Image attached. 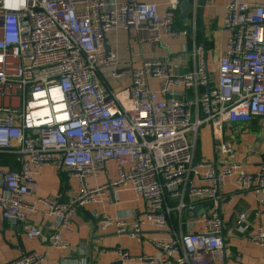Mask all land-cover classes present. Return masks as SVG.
I'll list each match as a JSON object with an SVG mask.
<instances>
[{"label": "built area", "instance_id": "1", "mask_svg": "<svg viewBox=\"0 0 264 264\" xmlns=\"http://www.w3.org/2000/svg\"><path fill=\"white\" fill-rule=\"evenodd\" d=\"M177 6L171 0L159 13L156 3L138 0H0V153L18 164L0 168V212L5 221L21 224L28 238H42L27 218L42 211L55 219L46 226L47 245L67 247L62 231L80 207L106 190L130 189L146 202L143 217L128 223L117 215L101 229L115 223L117 233L136 238L150 225L172 236H149L152 255L132 256L117 246V262L222 264L225 179L235 174L238 189L253 187L264 210V162L254 175L246 172L223 134L226 125L264 118V0H226L221 26L229 36L215 78L202 44L192 47L195 65L185 73L170 59L119 69L117 51L105 50V35L117 29L148 28L152 43L186 34L175 27ZM102 67L110 68L109 78L128 83L103 86ZM152 79L160 81L159 89L149 86ZM189 89L194 98L183 96ZM202 124L211 127L221 167L195 159ZM107 161L114 162L115 178L106 172ZM51 163L76 180L70 201L33 197L36 175ZM100 173L106 182L91 186L87 178ZM208 202L202 214L184 222L186 209ZM195 222L201 224L197 232L191 229ZM235 224L249 230L245 213L236 215ZM250 240L264 245V230ZM44 257L28 252L9 264H43Z\"/></svg>", "mask_w": 264, "mask_h": 264}, {"label": "crops", "instance_id": "2", "mask_svg": "<svg viewBox=\"0 0 264 264\" xmlns=\"http://www.w3.org/2000/svg\"><path fill=\"white\" fill-rule=\"evenodd\" d=\"M154 2L158 5L159 13H163L171 0H138ZM175 11L174 23L179 30L186 34L169 38L163 37L159 42H149L151 31L148 28L123 30L117 29L105 35V50L115 49L118 53L117 68L138 67L143 60L170 59L177 65V72L185 73L194 68L195 58L192 47L204 45L208 67L215 78L216 61L223 54L229 32L222 28V16L226 0H189L185 17L179 8ZM110 68L102 67L99 80L105 87L119 89L125 86L127 79L109 78ZM152 89H159L161 84L157 79L149 81ZM204 87H199L198 92ZM183 96L195 97V91L187 90ZM194 110V109H193ZM201 116V113H200ZM224 138L232 143L237 162L251 175L264 162V118H254L245 124L226 125L223 129ZM195 157L197 160L216 161L219 167L216 142L212 138L209 124L199 126L195 138ZM1 169H17L18 164L8 153H0ZM106 172L110 178H115V165L107 161ZM107 180L104 173L95 178H87L91 186L103 184ZM77 192V182L68 177L64 168L57 164L43 166L35 178L33 197H53L65 202L70 201ZM222 200L219 203V213L223 221L222 239L224 242L225 258L222 264H264V245L250 240V235L258 229L264 230V210H261L254 188L240 190L235 184V174L227 177L220 189ZM171 202H175L174 200ZM204 204V203H203ZM203 204H198L203 207ZM197 206V205H196ZM210 206V205H209ZM209 206H206L207 209ZM204 209V207L202 208ZM146 210L145 200L130 189H120L114 193L110 190L97 197V201L87 203L79 208L70 221L68 228L62 231V237L67 247L55 248L46 243L47 225H54L55 219L42 211L28 212L30 224L39 227L42 238H28L22 225L5 221L0 212V264H9L24 253L38 252L45 255L43 264H116L117 254L113 249L121 246L132 256L152 255L155 249L147 241L149 236L170 237L150 225H143L136 238L126 233H117L115 223L107 224L105 230L101 224L106 219H114L117 215L128 223L143 217ZM259 211V215L255 213ZM245 213L249 230L240 231L235 224V217ZM184 222L197 217H185ZM186 225L182 226L185 231ZM192 231L201 230V224L195 222ZM174 230L179 233V227L174 224ZM123 264H149L145 262H128Z\"/></svg>", "mask_w": 264, "mask_h": 264}, {"label": "water", "instance_id": "3", "mask_svg": "<svg viewBox=\"0 0 264 264\" xmlns=\"http://www.w3.org/2000/svg\"><path fill=\"white\" fill-rule=\"evenodd\" d=\"M188 4H189V0H181L180 1V4H179V8H180V11H181V15L183 17L186 16L187 14V10H188ZM105 46V45H104ZM212 203L211 202H208V203H205L203 204V207L205 208L206 206H209L211 205ZM201 205H197L195 206V208L193 210H188L186 209L184 211V216L185 217H197L198 215L202 214L203 213V208ZM223 238V237H222ZM224 244V243H223ZM116 264H120V262L116 263Z\"/></svg>", "mask_w": 264, "mask_h": 264}, {"label": "clouds", "instance_id": "4", "mask_svg": "<svg viewBox=\"0 0 264 264\" xmlns=\"http://www.w3.org/2000/svg\"><path fill=\"white\" fill-rule=\"evenodd\" d=\"M13 7L15 6V5H12Z\"/></svg>", "mask_w": 264, "mask_h": 264}, {"label": "rangeland", "instance_id": "5", "mask_svg": "<svg viewBox=\"0 0 264 264\" xmlns=\"http://www.w3.org/2000/svg\"><path fill=\"white\" fill-rule=\"evenodd\" d=\"M191 139V137H189Z\"/></svg>", "mask_w": 264, "mask_h": 264}, {"label": "trees", "instance_id": "6", "mask_svg": "<svg viewBox=\"0 0 264 264\" xmlns=\"http://www.w3.org/2000/svg\"><path fill=\"white\" fill-rule=\"evenodd\" d=\"M195 159H196V157H195ZM197 160V159H196Z\"/></svg>", "mask_w": 264, "mask_h": 264}]
</instances>
